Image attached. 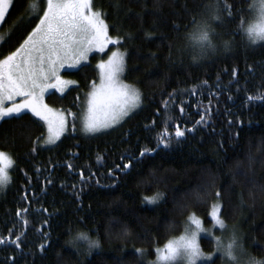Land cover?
<instances>
[{
    "label": "trees",
    "instance_id": "16d2710c",
    "mask_svg": "<svg viewBox=\"0 0 264 264\" xmlns=\"http://www.w3.org/2000/svg\"><path fill=\"white\" fill-rule=\"evenodd\" d=\"M92 4L119 39L122 78L141 102L116 126L81 134L78 118L98 80L96 63L106 56L92 53L64 72L73 86L45 96L69 118L57 142L40 144L45 126L29 112L0 123V151L12 159L11 183L0 194V238L7 241L0 264H147L136 248L153 258L154 248L180 234L191 214L211 225L215 200L222 220L246 234L247 250L264 255V44L250 47L236 30L248 14L247 0H231L233 15L226 11L215 25L217 42L231 40V50L198 64L189 60L184 34L205 0ZM45 9L46 0H14L0 24V59L39 21L28 18ZM177 127L184 137H175ZM163 132L171 140L167 148L157 146ZM80 230L100 246L87 252L68 246L69 235ZM17 236L20 248L11 243ZM200 245L209 250L212 241L203 236Z\"/></svg>",
    "mask_w": 264,
    "mask_h": 264
},
{
    "label": "snow or ice",
    "instance_id": "6c2138e0",
    "mask_svg": "<svg viewBox=\"0 0 264 264\" xmlns=\"http://www.w3.org/2000/svg\"><path fill=\"white\" fill-rule=\"evenodd\" d=\"M13 3L14 0H0V22L5 20ZM231 9L230 4L226 10L229 17L233 15ZM33 19H38L39 22L20 46L0 59V123L6 119H21L26 111L30 112L47 125V142L55 143L65 130L66 123L62 115L54 114L43 103L45 93L49 89H55L63 94L68 85L75 82L62 79L61 69H76L82 61L87 60L89 52L94 49L103 51L109 44H118L120 41L118 38H110L102 13L93 11L92 0H47L43 15L37 13L29 17L28 22L31 23ZM97 67L102 72V81L99 87L93 85L89 99V116L85 124L89 132H97L119 122L141 102L137 89L120 81L125 70L123 55L113 52L107 63L98 64ZM235 75L233 72V76ZM17 97L22 98L21 102H16ZM248 100L252 101L253 97L249 96ZM164 106L167 109V101ZM203 121L204 116L197 123ZM184 136L185 131L177 127L175 137ZM170 143L168 133H161L157 146L164 144L167 148ZM147 151H141L140 156L143 157ZM6 158L5 153L0 152V184L6 183L9 178L4 165ZM7 159V167H10L12 161ZM129 167V164L123 165L124 169ZM216 195L219 197L220 193ZM219 211V207H216L211 216L223 227V221L218 218ZM17 215H20L19 211ZM195 224L198 231H203L199 221H195ZM19 240L20 237L17 236L11 243L20 248ZM6 243L0 238V245ZM137 251L143 255L142 250ZM157 254L158 259L165 262H174L179 256H186L191 264H196L201 258L212 259L211 255L204 256L201 252L196 230L188 237L166 245L165 249H158Z\"/></svg>",
    "mask_w": 264,
    "mask_h": 264
},
{
    "label": "clouds",
    "instance_id": "9594fccd",
    "mask_svg": "<svg viewBox=\"0 0 264 264\" xmlns=\"http://www.w3.org/2000/svg\"><path fill=\"white\" fill-rule=\"evenodd\" d=\"M230 4L231 0H205L203 12L184 34L191 63L198 64L221 50L224 52L231 50L233 45L231 40L224 39L218 43L215 38L217 35L215 25L223 21ZM246 6L248 14L238 21L236 30L246 45L256 47L264 44V0H247ZM10 183L11 180L8 178L6 183L0 184V194L6 191ZM220 228L223 232L214 237V245L215 251L221 255L225 264H264V255L248 251L242 236L234 228H230L227 222L223 221V227ZM66 243L72 247L82 245L87 252L98 248L101 242L87 231L80 230L70 234ZM176 261L177 264H191L186 256H179Z\"/></svg>",
    "mask_w": 264,
    "mask_h": 264
},
{
    "label": "rangeland",
    "instance_id": "374dc122",
    "mask_svg": "<svg viewBox=\"0 0 264 264\" xmlns=\"http://www.w3.org/2000/svg\"><path fill=\"white\" fill-rule=\"evenodd\" d=\"M46 5H47V0H46ZM93 11H96V10L93 9ZM96 12H98V11H96ZM42 15H43V14H42ZM38 22H39V21H38ZM0 24H1V22H0ZM109 36H110V35H109ZM110 38H112V39H116L115 37H112V36H110ZM1 39H2V35H1V33H0V42H1ZM110 46H113V47L110 48ZM14 51H15V50H14ZM113 52H118V53H120L121 55H123V56H124V62H125V53H124V51L121 50V49L117 46V44H109V45H108L103 51H97V50L94 49L93 51L89 52L87 60H86V61H82L81 64L86 63V62L89 60V57H90V55H91L92 53H98L99 55H103V54L106 53V56H105L103 59H99V60L97 61L96 66H97L98 64H101V63H107L108 60H109V58L112 56V53H113ZM3 58H4V57H2L1 59H3ZM78 66H80V65H78ZM78 66H77V67H78ZM97 69H98V80H97V82H95L93 85L99 87V85L101 84V81H102V72H101V70H100L98 67H97ZM68 70H73V69L64 68V69H61V70H60L61 78L64 79V80H66V81H74L72 78H69L68 76L64 75V72H65V71H68ZM122 74H123V73H122ZM122 74H121V76H120V81H121L123 84H127V83L123 80V78H122ZM74 82H75V81H74ZM74 84H75V83L69 84L68 87L66 88V90H67L70 86H73ZM93 85H92L90 91L87 92V94H86V97H85V100H84V105H83V108H82L81 113H80L79 118H78V129H79V131L81 132V134H83V135H95V134H98V133L104 132V131H106V130H108V129L114 127V126H116L117 124H119L120 122H122V121L127 117V116H125V117H123L119 122L113 123L110 127H108V128H102V129H100V130L97 131V132H89V131H87V129H86V127H85V124H86L87 119H88V116H89V99H90V97H91V93L93 92ZM127 85H129V84H127ZM129 86H130V85H129ZM131 87H133V86H131ZM135 89H136V88H135ZM66 90H65V91H66ZM137 91H138V90H137ZM50 92H57V91H56L55 89H49V91L46 92L45 95H44L43 103L46 104V105L48 106V108L52 109V111H53L54 114L62 115V116L64 117V119H65V123H66V126H65V130H64L63 133L60 135V138H61V136H62L63 134H65V133L68 131V128H69V126H68V120H69V118H68V115H67L65 112L56 109L55 107L49 105V104L46 102V100H45V96H46V94H48V93H50ZM57 93H61V92H57ZM21 100H22L21 97H17V98H16V102H17V103L21 102ZM9 103H10V102H9ZM137 108H138V107H137ZM137 108H135L132 112H130L129 115H130L131 113H133ZM26 112H27V111H26ZM29 113H30V112H29ZM129 115H128V116H129ZM42 122H43V121H42ZM43 124H44V126H45V134H44V136L42 137V139H41V143H40V144H42V145H52V144H54V143H48V142H47V141H48V135H49V133H48V128H47V125H46L44 122H43ZM60 138H59V139H60ZM59 139H58V140H59ZM58 140H56L55 142H57ZM0 152H2V151H0ZM3 153H5V152H3ZM5 156H6L7 158H10V156H9L8 154H6V153H5ZM7 158H6L5 161H4V165L6 166V172H7V175H8V177H9V176H10V168H11L12 164H11L10 167H7V165H8V159H7ZM10 159H11V158H10ZM11 161H12V159H11ZM152 200H154V199H152ZM216 207H219V209H220V202H219V200H215V201L212 203V206H211V209H210V212H209V216H210V218H211V220H212L211 225H209V226L204 225L202 219H201L199 216L194 215V214H191V215L188 217L187 223H186V225L183 227V230H182V232H181L180 234H178V235H176V236H174V237H171V238L168 239V241H166V243H164L163 245L154 248V253H153V256H152L153 258H148V257H147V255H146V250H145V249L136 248L135 251H136L137 253H138L137 250H142V251H143V255H142V256H141L139 253H138V255H139L143 260H145V261L147 262V264H177V261H174V262H165V261H162V260L158 259L157 250H158V249H159V250H163V249H165V246H166V245H168V244H170V243H176V242L180 241L182 238H186V237H188V236L191 234L192 231L196 230V231H197V243L199 244L200 249L202 250V253L204 254V256H209V255H211L212 259L215 258L216 256H219V261H218L219 263H217V264H225V262H224L223 258L221 257V255H219V254L215 251V245H214V237H215L216 235L220 234L221 232H223V229L220 228V226L215 222V220H214V219L212 218V216H211V213L213 212V210H214ZM218 218L222 220V218H221V216H220V211H219V213H218ZM195 221H199V222H200V227L203 229V231H198V230L196 229ZM222 221H223V220H222ZM228 225H229V224H228ZM229 227H230V228H234V229H235V230H236V231L242 236V238H243V242L245 241L246 234H244L242 230H240L239 228H236V226H235V227H232L231 225H229ZM203 236H204V237H208V238L211 239V241H212V248H211V249H209V250H203V249H202V247H201V245H200V237H203ZM74 248H75V250H83L84 252H86V251L84 250V247H83L82 245H81V246H76V247H74ZM95 249H97V248H95ZM212 259H211V260H212ZM211 260H206V259L201 258V259L197 260V264L205 263V262H209V261H211Z\"/></svg>",
    "mask_w": 264,
    "mask_h": 264
},
{
    "label": "water",
    "instance_id": "95a60500",
    "mask_svg": "<svg viewBox=\"0 0 264 264\" xmlns=\"http://www.w3.org/2000/svg\"><path fill=\"white\" fill-rule=\"evenodd\" d=\"M152 152H149V154H151Z\"/></svg>",
    "mask_w": 264,
    "mask_h": 264
}]
</instances>
